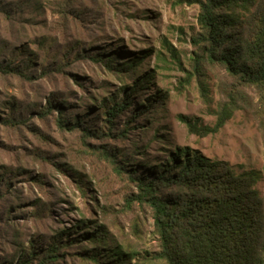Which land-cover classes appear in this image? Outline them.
Wrapping results in <instances>:
<instances>
[{
	"label": "rangeland",
	"instance_id": "374dc122",
	"mask_svg": "<svg viewBox=\"0 0 264 264\" xmlns=\"http://www.w3.org/2000/svg\"><path fill=\"white\" fill-rule=\"evenodd\" d=\"M199 14L197 0H0V61L22 68L30 60L33 77L0 73V119L25 120L15 127L0 124V264H17L31 246L46 247L64 230L68 241L86 227L95 230L93 224L105 227V251L136 253L125 264H163L153 259L159 243L151 210L132 201L135 185L87 144L123 151V160L139 168L164 164L176 149L187 148L228 163L237 174L258 172L256 189L264 194L258 92L204 63L203 97L198 79L190 76ZM96 56L104 63L114 58L116 67L134 65L132 73L111 71L90 59ZM149 74L148 84L134 90L130 111L116 120L121 128L135 109L147 108L122 141L83 140L79 128L57 127L56 111L39 114L52 100L64 101L69 121L84 116L91 131H100L101 103L122 100ZM235 88L243 93V109L214 134L189 132L185 121L214 127ZM80 245L91 247L65 245L53 264H93L78 255ZM36 252L32 264L42 256Z\"/></svg>",
	"mask_w": 264,
	"mask_h": 264
},
{
	"label": "trees",
	"instance_id": "16d2710c",
	"mask_svg": "<svg viewBox=\"0 0 264 264\" xmlns=\"http://www.w3.org/2000/svg\"><path fill=\"white\" fill-rule=\"evenodd\" d=\"M197 3L200 32L191 42L198 53L192 58L190 76L198 79L203 97L206 96L201 80L204 63L223 68L236 85L254 88L259 96L256 119L264 137V0H197ZM106 58L105 63L100 56L90 59L103 61L111 71L128 73L134 66L116 67L112 65L114 58ZM31 65L30 60L22 68L0 61V73L31 80ZM151 78L149 74L138 79L122 100L111 97L109 102L101 103L103 127L100 131H91L84 123V116L69 121L64 113V101L52 100L39 114L46 116L56 111L57 127L66 131L79 128L83 140L94 137L122 141L135 129L131 122H135L138 114L146 113L147 108L135 109L121 128H117L116 120L130 111L131 96L142 90ZM189 80L187 76L185 81ZM242 95L236 88L229 92L212 128H199L185 121L189 132L200 136L218 132L236 110L243 109ZM23 123L25 120L12 116L0 119L4 126ZM87 146L100 153L116 174H125L137 189L132 201L151 210L159 243L154 260L163 264H264V194L256 189L261 178L258 172L237 174L228 163L210 160L187 148L176 149L164 164L139 168L123 160V151L110 150L104 145ZM93 226L95 230L86 227V231L68 241L63 240L71 235L67 234L69 231L58 232L46 247L31 246L17 264H32L39 256L37 250L42 254L38 264H53L61 257V249L74 242L91 245L89 248L80 245L78 255L93 264H125L136 255L117 247L105 251L109 246L105 227Z\"/></svg>",
	"mask_w": 264,
	"mask_h": 264
}]
</instances>
